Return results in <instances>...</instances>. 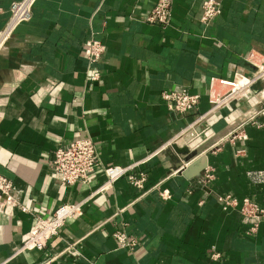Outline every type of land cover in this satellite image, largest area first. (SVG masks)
I'll return each instance as SVG.
<instances>
[{"label":"crops","instance_id":"1","mask_svg":"<svg viewBox=\"0 0 264 264\" xmlns=\"http://www.w3.org/2000/svg\"><path fill=\"white\" fill-rule=\"evenodd\" d=\"M15 1L0 0V36ZM155 2L37 0L31 20L1 44L0 173L27 211L0 204V264H264V216L253 231L240 204L220 200L248 198L264 210V82L220 107L210 99L227 93L224 81L253 78L248 57H264V0H221L208 24L203 0H173L167 26L145 21ZM93 38L106 54L89 69ZM183 88L201 96L196 111L175 113L163 100ZM246 119L256 125L244 140L222 141ZM87 136L105 166L147 161L145 188L121 179L98 192L107 181L100 167L90 186L62 185L51 168L56 149ZM175 144L208 156L200 178L176 168ZM78 202L83 216L46 249H23L36 215ZM119 229L139 240L135 251L118 247Z\"/></svg>","mask_w":264,"mask_h":264},{"label":"built area","instance_id":"2","mask_svg":"<svg viewBox=\"0 0 264 264\" xmlns=\"http://www.w3.org/2000/svg\"><path fill=\"white\" fill-rule=\"evenodd\" d=\"M37 0H19L11 4L9 8V19L4 31L0 36V46L14 30L22 23L28 22L33 16V8ZM172 3L173 0H156L150 13L145 19L148 23H156L167 26L172 20ZM203 14L201 23L208 24L222 13L221 0H203L202 3ZM1 11V8H0ZM84 54L88 61L89 69L99 63L106 54L105 45L97 40L90 39L84 47ZM249 63L254 68L253 78L247 81H224V85L229 87L227 93H217L210 99L214 107L225 105L228 101L237 99L239 95L246 90L253 82H264V57L256 53H251L248 57ZM88 77L92 81H98L101 78L100 72L88 73ZM211 85H214L212 81ZM162 98L165 101L169 110L175 113L187 114L196 111L201 102L199 94H193L189 89L183 88L181 90L163 91ZM255 124L254 119L243 120L237 127L229 131L227 137L223 142H232L236 144L246 137L245 127L248 124ZM261 126V125H258ZM241 152V151H239ZM153 155L149 156V159ZM146 159V160H149ZM147 161L135 163L129 166L111 165L105 166L101 161L99 152L94 140L90 137H83L75 139L66 145L58 147L54 154V159L51 168L61 177V183L64 186H71L81 184L90 186L93 183V174L97 168H102L107 181L98 192L105 191L108 186L113 185L121 179H126L137 189H144L148 182V172L140 169V165ZM13 181L0 173V204L4 203L9 208V213L17 208L22 211H27L18 199L13 194ZM161 195L164 198H169V191H163ZM225 203V208L229 206H237L240 204V209L243 215L252 218L255 225L252 228L256 231L258 222L264 216V210L260 209L253 202L246 198L239 203L236 200L225 197L220 199ZM85 211L83 202L65 203L58 207L51 215L45 217L36 215L35 222L31 227L29 237L23 245L24 250H38L46 249L48 243L59 235L60 230L66 225L69 220L80 219ZM114 238L118 243L120 249L133 252L140 246L139 240L127 234L124 230H117L114 233Z\"/></svg>","mask_w":264,"mask_h":264},{"label":"water","instance_id":"3","mask_svg":"<svg viewBox=\"0 0 264 264\" xmlns=\"http://www.w3.org/2000/svg\"><path fill=\"white\" fill-rule=\"evenodd\" d=\"M173 149L181 156V158L177 159L176 168L182 169L183 176L189 180L200 178L208 167V156L205 154L199 155L196 149L192 150L188 146L179 147L175 144ZM185 163H188V165H185Z\"/></svg>","mask_w":264,"mask_h":264}]
</instances>
